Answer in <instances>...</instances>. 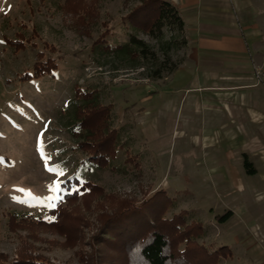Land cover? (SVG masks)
<instances>
[{
    "label": "rangeland",
    "instance_id": "374dc122",
    "mask_svg": "<svg viewBox=\"0 0 264 264\" xmlns=\"http://www.w3.org/2000/svg\"><path fill=\"white\" fill-rule=\"evenodd\" d=\"M85 1L90 3L89 12L94 10L89 17V12L78 11L80 18L64 11L65 0H0V264H21L26 259L32 264L34 258L43 264H117L107 246L87 242L97 229L94 210L79 209L87 222L80 225V237L72 234L77 237L72 242V237L66 241L62 227L9 220L11 213L47 216L62 191L61 181L72 175L119 196L141 199L162 189L152 200L155 210L164 198L166 216L185 211L188 221L202 224L199 243L210 249L228 246L229 254L221 256L218 264H264V166L259 156L254 153L250 159L260 172L245 173L240 153L226 143L223 112L214 125L200 127L196 115L187 117L186 105L178 107V99L167 103L166 82L147 81L149 59L139 55L132 60L122 50L108 52L94 44H101L102 35L111 47L132 44L130 37L136 35L161 56L159 40L127 17L140 0ZM156 15L154 9L140 20L148 22ZM16 31L27 38L19 49L5 40ZM169 36L164 27L163 38ZM39 50L53 56L57 68L21 79ZM170 54L177 61L176 51ZM243 56L251 58L249 52ZM242 67L257 84L249 94L264 97V70L252 68L250 61ZM75 84L96 89L99 101L110 104L114 131L107 141H119L121 148L105 168L86 161L79 164L87 152L77 147L70 130ZM249 126L252 137L262 134L264 140L259 121ZM240 131L236 124L234 135ZM97 201L91 206L96 207ZM227 209L232 215L217 222L215 215ZM88 253H94L91 261Z\"/></svg>",
    "mask_w": 264,
    "mask_h": 264
},
{
    "label": "trees",
    "instance_id": "16d2710c",
    "mask_svg": "<svg viewBox=\"0 0 264 264\" xmlns=\"http://www.w3.org/2000/svg\"><path fill=\"white\" fill-rule=\"evenodd\" d=\"M154 2L156 8L152 7ZM63 9L73 16L74 13H78L77 17L81 18L79 12H89L90 3L85 0H65ZM154 9L157 15L153 19L148 22L140 20V17ZM91 11L87 13L88 17ZM94 13L95 11L92 16ZM129 16L133 17L138 29L159 40L158 48L161 56L156 54L145 39L136 35L130 37L132 44L127 42L111 47L104 42L105 35L99 37L101 44L97 41H94V44L108 52L122 50L121 52L128 54L132 60L139 55L142 59H149L151 65L146 69L144 77L158 78L173 71L177 61L172 59L170 52L185 43L181 35L183 21L174 4L169 0H140L127 14V17ZM80 18L79 22H81ZM164 27L170 31L168 38H163ZM5 40L14 49H19L24 46L27 38L22 31H16L14 37H5ZM50 47L52 48V45ZM56 68L55 58L44 56L43 50H39L37 60L33 62L31 69L24 71L20 78L40 77ZM70 103L74 119L70 126L71 133L78 140L77 147L87 152L85 157H81L79 164L86 161L89 165L99 168L109 166V161L115 159L116 152L121 148L119 141L117 144L107 141L114 131L109 121L110 104L99 101L96 89L82 88L78 84L74 85V94ZM242 158L245 172L253 174L255 168L248 155L242 153ZM60 185L62 191L59 192L54 204L48 207L47 216L34 217L11 213L9 220L19 224L39 223L62 227L66 241L72 237V242L77 239L72 234L80 237V225L87 222V218L83 217L84 212L79 209L94 210L97 216V229L87 242L107 246L111 260L113 259L117 264H218L221 256L229 254V248L225 244L210 249L207 245L199 243L197 238L203 235L204 227L200 222L188 221L185 211L166 216V204H164L166 199L161 198L163 203L159 205V211L155 210L152 200L163 192L162 189H157L151 195L140 199L134 195L119 196L106 193L98 183L80 179L75 175L66 177ZM109 198L110 200L105 203L104 201ZM78 199L81 203L77 201ZM97 199L98 205L91 206V202ZM231 215L232 211L227 209L222 214L215 215V219L217 222H224ZM93 255L94 253H88L89 261ZM33 262L35 263L32 264H43L39 258H34ZM21 264H28L27 259Z\"/></svg>",
    "mask_w": 264,
    "mask_h": 264
},
{
    "label": "crops",
    "instance_id": "0c3cea01",
    "mask_svg": "<svg viewBox=\"0 0 264 264\" xmlns=\"http://www.w3.org/2000/svg\"><path fill=\"white\" fill-rule=\"evenodd\" d=\"M169 1L182 18L185 43L174 49L177 66L173 71L158 78H145L166 82L167 103L178 99V107L186 105L187 117L196 115L200 127L214 125L222 115L218 113L223 112V123L228 127L226 143L240 153L244 172L242 153L249 159L256 153L264 166L262 134L252 137L249 132V123L259 121L264 133V97L249 94V89L257 84L242 67L250 61L252 68L264 70V0ZM246 52L251 55L249 61L243 56ZM163 107L168 110L167 104ZM167 112L166 117L170 113ZM236 124L241 129L238 136L233 132ZM251 162L254 173L260 172Z\"/></svg>",
    "mask_w": 264,
    "mask_h": 264
},
{
    "label": "snow or ice",
    "instance_id": "6c2138e0",
    "mask_svg": "<svg viewBox=\"0 0 264 264\" xmlns=\"http://www.w3.org/2000/svg\"><path fill=\"white\" fill-rule=\"evenodd\" d=\"M50 171L52 170V169H49Z\"/></svg>",
    "mask_w": 264,
    "mask_h": 264
}]
</instances>
